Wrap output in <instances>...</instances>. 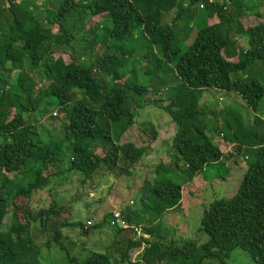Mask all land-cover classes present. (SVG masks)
Masks as SVG:
<instances>
[{
    "label": "trees",
    "instance_id": "16d2710c",
    "mask_svg": "<svg viewBox=\"0 0 264 264\" xmlns=\"http://www.w3.org/2000/svg\"><path fill=\"white\" fill-rule=\"evenodd\" d=\"M8 1L7 9L0 8V14L8 11L14 20L9 35L2 34L0 24V264H44L38 234L51 235L47 246L53 244L64 255V264H113L109 252H89L83 258L70 252L63 229L74 224L60 219L56 196L49 207H28L26 222L18 215V202L32 200L52 177L64 174L85 180L104 171L132 175L151 148L123 138L149 105L151 92L164 95L152 105L177 127L170 150L174 159L154 167L153 180L141 193L143 208L123 212L129 229L113 225V213L88 229L81 220L74 223L85 236L109 228L115 239L140 227L149 238L129 239L117 249L121 264H228L236 250L254 264H264V120L257 115L246 122L239 112L227 113L232 136L226 141L245 150L248 168L233 198L204 207L201 230L209 241L198 246L194 240H171L165 245L154 237L159 230L155 224L182 207L183 188L170 173L180 171L193 179L226 157V144L215 145L202 123L210 109L201 104L204 92L235 93L255 114L264 100L263 82L246 76L256 62L264 69V23L243 22L249 10L245 0H65L58 13L47 10L49 26L27 3ZM28 70L41 73L46 87L37 89ZM14 71L19 74L11 83ZM239 73L242 78H234ZM138 75L151 81L158 76L153 91ZM51 98L66 114L59 133L25 118L43 104L47 112ZM157 135L153 131V141ZM134 251L141 252L135 262Z\"/></svg>",
    "mask_w": 264,
    "mask_h": 264
},
{
    "label": "rangeland",
    "instance_id": "374dc122",
    "mask_svg": "<svg viewBox=\"0 0 264 264\" xmlns=\"http://www.w3.org/2000/svg\"><path fill=\"white\" fill-rule=\"evenodd\" d=\"M13 1L27 3L34 15L39 16L44 26H49L45 23L44 18L47 10L58 13L60 7L65 2V0ZM219 2L221 1L219 0ZM244 3L249 10L246 9V17H244L243 22L248 26L264 23V0H245ZM199 6L202 8L203 5ZM8 7V0H0V8L7 9ZM2 11L0 14L2 34L9 35L12 32L14 20L8 11L3 13ZM256 14H259L261 17L255 16ZM171 18H173V15L168 19L170 20ZM97 20L100 23L103 21L102 19ZM54 29L57 30L56 27ZM197 30L196 28L192 37L188 40V44L192 43ZM245 42L243 41V43ZM182 47H185V45H182ZM75 48L78 56L79 46L75 45ZM56 56L58 57L59 55L55 54ZM66 61L70 62V58L67 56ZM139 67L138 65L136 69ZM28 72L35 79L37 89L46 87L45 77L41 73L29 70ZM18 74L19 71H14L11 74V83L18 77ZM138 76L139 82L144 86H149L150 92L153 91L154 87H152V84L159 79L158 76L155 77L154 81L145 76ZM173 76V73L169 75V77ZM239 76L242 78L241 73L235 75L234 78ZM246 76H249L250 79L261 80L264 84V69L261 63L256 62L253 64L252 68L247 71ZM162 77L164 78V75ZM161 89H165V87ZM159 99L164 100V95L153 94L152 92L147 95L146 100L149 105L139 111L135 125L123 138V142H132L137 147L149 145L151 148L149 154L133 170L132 175L128 176L125 171L113 174L104 171L89 180H85L83 176L76 175L75 173L52 177L50 185L46 189L41 190L32 200H19V209L17 211L22 222H26L24 212L28 207H30L31 211L49 207L53 196H56L60 201L59 206L62 208L60 219L63 222L70 220L74 224L72 227L63 229L64 244L69 248L70 252L80 258L86 256L89 252H109L112 256V263L121 264V254L117 249L121 250L125 247V243L129 239L137 241L141 237L149 238L140 227H137L138 230L135 233L126 231L122 234V237L115 239L112 230L109 228L94 230L93 233L91 232L92 234L85 236L82 233V229L74 222L81 220L86 224L85 227L88 229L93 224L101 221L106 214L119 213L122 215L123 212L129 209L131 211H139L143 208V195L141 193L144 191L145 183L148 181L152 182L154 167L162 162L170 163L174 159V154L170 150L177 127L163 110L153 106L154 102H157ZM49 102L50 109L48 108L47 112L43 110L45 106L43 104L44 106L41 110L37 113H26L25 118L38 128L47 126L49 129H54L56 133H59L66 122V114L58 108L55 98H51ZM164 103L167 104L165 101ZM203 103L210 108L202 120L203 125L207 128V134L215 145L221 146V144H226L227 154L219 164L207 169V172L199 177L189 179L185 173L180 171L170 173L171 179L176 184L182 186L183 196L181 210L165 214L154 226L159 229L154 237H161L165 245L169 244L171 240H194L198 246L207 243L209 238L201 230L204 207L215 200L233 198L239 191L241 181L248 168V161L244 149L239 151L237 146L235 147L234 144L226 141V136L227 138L232 136L226 126L228 120L227 113L229 111L239 112L246 122H253L256 115L264 120V100L257 114L251 111L243 99L235 93L207 90L204 92V97L201 101V104ZM222 110L226 111L221 112ZM153 131L158 134L156 141L152 139ZM57 170L60 171L59 169ZM51 172H55V170L53 169V171L51 170L47 174ZM12 215L9 214L6 218L5 225L10 224ZM33 228L36 234L40 230L39 222L33 223ZM48 240H51V235L47 237L39 236L38 234L37 236V243L44 246L43 263L53 264V262L59 261L61 264H64V255L53 244H50V247H48ZM140 251L132 252L131 258L133 262L137 261L141 253ZM205 264L216 263L205 261ZM228 264L254 263L245 252L236 250L232 253V258L228 261Z\"/></svg>",
    "mask_w": 264,
    "mask_h": 264
},
{
    "label": "built area",
    "instance_id": "2783aa9c",
    "mask_svg": "<svg viewBox=\"0 0 264 264\" xmlns=\"http://www.w3.org/2000/svg\"><path fill=\"white\" fill-rule=\"evenodd\" d=\"M114 215V221L112 222V224H116L117 226H119L122 229H129L130 226L128 225V223L123 219L122 215L119 213H113ZM136 231L138 230L137 228H135Z\"/></svg>",
    "mask_w": 264,
    "mask_h": 264
},
{
    "label": "crops",
    "instance_id": "0c3cea01",
    "mask_svg": "<svg viewBox=\"0 0 264 264\" xmlns=\"http://www.w3.org/2000/svg\"><path fill=\"white\" fill-rule=\"evenodd\" d=\"M223 136H224V134H223ZM229 143V142H228ZM233 144V143H232ZM218 146H220V145H218Z\"/></svg>",
    "mask_w": 264,
    "mask_h": 264
}]
</instances>
